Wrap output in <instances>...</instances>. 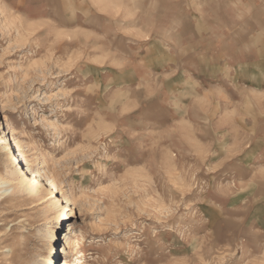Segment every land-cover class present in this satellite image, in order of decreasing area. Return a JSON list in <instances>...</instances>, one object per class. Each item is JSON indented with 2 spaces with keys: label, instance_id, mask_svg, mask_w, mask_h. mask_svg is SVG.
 Returning <instances> with one entry per match:
<instances>
[{
  "label": "rangeland",
  "instance_id": "obj_1",
  "mask_svg": "<svg viewBox=\"0 0 264 264\" xmlns=\"http://www.w3.org/2000/svg\"><path fill=\"white\" fill-rule=\"evenodd\" d=\"M263 141L264 0H0V264H264Z\"/></svg>",
  "mask_w": 264,
  "mask_h": 264
},
{
  "label": "bare ground",
  "instance_id": "obj_2",
  "mask_svg": "<svg viewBox=\"0 0 264 264\" xmlns=\"http://www.w3.org/2000/svg\"><path fill=\"white\" fill-rule=\"evenodd\" d=\"M3 143H6L3 141ZM6 152V158L8 161H11V156L13 155V150L9 146H4L3 148ZM15 182L13 180V177H11L9 174L6 176H3V178L0 181V197L2 196L4 199H8V197L11 196L12 191L14 189ZM6 204V202H4ZM0 227H4V223H0ZM3 231L0 233V236H2Z\"/></svg>",
  "mask_w": 264,
  "mask_h": 264
},
{
  "label": "crops",
  "instance_id": "obj_3",
  "mask_svg": "<svg viewBox=\"0 0 264 264\" xmlns=\"http://www.w3.org/2000/svg\"><path fill=\"white\" fill-rule=\"evenodd\" d=\"M263 143V145H264V141L262 142ZM263 155H262V160H263V163H264V153H262ZM263 166V170H264V164L262 165Z\"/></svg>",
  "mask_w": 264,
  "mask_h": 264
}]
</instances>
